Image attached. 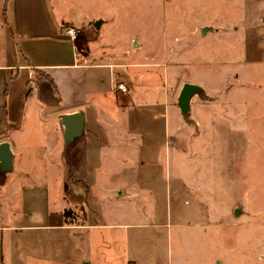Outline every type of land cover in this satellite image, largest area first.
<instances>
[{"label":"rangeland","instance_id":"obj_1","mask_svg":"<svg viewBox=\"0 0 264 264\" xmlns=\"http://www.w3.org/2000/svg\"><path fill=\"white\" fill-rule=\"evenodd\" d=\"M82 1L68 0L63 12L73 20L86 15L88 32L81 27L76 41L107 50L89 64L120 66L114 85L132 96H122L120 120L108 124L121 134L119 148L84 154L87 177L98 159L114 168L100 172L91 196L64 219L114 226L83 231L79 243L59 229L14 233V253L23 264H85L98 245L105 247L100 264H113L114 253L127 264L262 262L264 61L248 57L250 35L232 27L243 0ZM185 84L199 91L181 112ZM52 186L51 211L63 205L60 184Z\"/></svg>","mask_w":264,"mask_h":264},{"label":"crops","instance_id":"obj_2","mask_svg":"<svg viewBox=\"0 0 264 264\" xmlns=\"http://www.w3.org/2000/svg\"><path fill=\"white\" fill-rule=\"evenodd\" d=\"M68 4V0H0V145H9L12 160L9 169L0 164V264H23L20 253L13 251L14 233L59 229L70 231L79 243L77 237L83 231L114 226L97 222L78 226L74 219L68 223L64 219V214L91 196L87 188L99 180L100 172L114 168L102 167L98 159L97 166L90 164L92 177H87L84 154L90 147L97 156L103 148H119L121 134L108 124L120 120L122 96H132L128 86L125 93L115 90L114 82L121 81L114 70L120 66L103 61L89 64L96 56L108 54L102 53L107 50L90 48L83 38H69L68 29L84 27L82 31L88 32V23L86 15L79 20L64 15ZM241 12L232 27H242L250 35L244 44L248 57L264 61V0H243ZM74 113L83 116V128L79 136L68 139L61 120ZM50 179L63 191V205L53 211L48 206L49 189L57 184ZM86 214L89 221L91 213ZM260 246L264 251V242ZM95 247L92 260L90 255L85 264H100L105 247ZM106 247L108 253L114 251ZM116 257L114 253L113 264ZM117 259L120 264L130 262L126 255ZM260 260L256 264H264V258Z\"/></svg>","mask_w":264,"mask_h":264},{"label":"water","instance_id":"obj_3","mask_svg":"<svg viewBox=\"0 0 264 264\" xmlns=\"http://www.w3.org/2000/svg\"><path fill=\"white\" fill-rule=\"evenodd\" d=\"M98 27V23L95 24V28ZM205 32V30H203ZM199 91V87L193 84H185L182 87L178 106L181 112H187L189 109V102L193 97L194 93ZM62 125L65 131V135L68 139H73L81 134L83 128V116L78 113H74L64 117L62 120ZM0 164L9 169L12 167L11 151L8 144L0 145Z\"/></svg>","mask_w":264,"mask_h":264},{"label":"built area","instance_id":"obj_4","mask_svg":"<svg viewBox=\"0 0 264 264\" xmlns=\"http://www.w3.org/2000/svg\"><path fill=\"white\" fill-rule=\"evenodd\" d=\"M77 34H78V32L75 31L74 29H68L67 30V35L69 36V38L71 40H74L76 38ZM115 90L116 91H119L121 93H125L126 92V87L123 84H118L116 86V89Z\"/></svg>","mask_w":264,"mask_h":264}]
</instances>
